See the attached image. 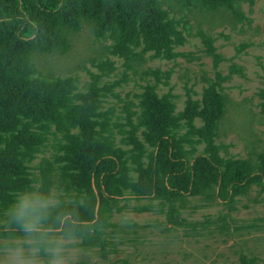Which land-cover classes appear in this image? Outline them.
<instances>
[{
    "label": "rangeland",
    "instance_id": "1",
    "mask_svg": "<svg viewBox=\"0 0 264 264\" xmlns=\"http://www.w3.org/2000/svg\"><path fill=\"white\" fill-rule=\"evenodd\" d=\"M220 2L122 0V11L96 2L98 32L82 24L28 63L14 29L0 26V99L13 83L49 100L48 110L0 105V264H50L56 241L64 264H264L262 175L229 201L171 200L155 158L166 136L189 164L204 154L222 171L243 160L264 172V0L212 9ZM214 95L224 98L219 118ZM46 162L79 185L56 182L41 200ZM25 196L47 204L43 239L2 230L22 227Z\"/></svg>",
    "mask_w": 264,
    "mask_h": 264
},
{
    "label": "trees",
    "instance_id": "2",
    "mask_svg": "<svg viewBox=\"0 0 264 264\" xmlns=\"http://www.w3.org/2000/svg\"><path fill=\"white\" fill-rule=\"evenodd\" d=\"M74 2L79 3L80 6L73 7V14L69 17L53 18L47 15ZM96 2H107L117 11L123 9L122 0H0V26H10L14 29L13 36L18 41V45L21 43L25 61L28 63L36 53L48 52L59 45H65L69 34L79 30L82 24H87L94 32H98L102 22V12L91 8ZM236 4V0H221L220 5H214L212 9L225 7L234 10ZM202 6L204 7V4ZM43 29L47 33L43 32ZM36 87L12 83L8 89L10 100L0 99V105L4 104L6 109L18 107L23 110L35 108L48 110L49 100L45 95L32 96L37 91ZM210 100L216 117H222L225 111L224 98L214 95ZM155 158L164 167L163 188L171 200L180 198L183 194H202L210 199L229 201L233 194L248 185L254 177L262 175L264 183V172L258 176L247 161H233L228 164L225 171H222L214 160L200 154L189 164L182 155L172 152V145L166 136L158 139ZM106 179L107 176L104 177V182ZM56 182L65 190L79 185L75 181L68 182L63 178H56L52 174L50 163L46 162L40 169L38 195L41 200L48 197L51 186ZM137 189L140 195H148L150 190L146 176L140 178ZM2 230L14 234L24 232L23 227L16 226Z\"/></svg>",
    "mask_w": 264,
    "mask_h": 264
},
{
    "label": "clouds",
    "instance_id": "3",
    "mask_svg": "<svg viewBox=\"0 0 264 264\" xmlns=\"http://www.w3.org/2000/svg\"><path fill=\"white\" fill-rule=\"evenodd\" d=\"M47 207L46 203L34 202L27 196L23 197L15 210V219L22 224L23 230L29 236L44 238L45 230L42 227L40 209ZM63 241H56L51 249L50 264H64Z\"/></svg>",
    "mask_w": 264,
    "mask_h": 264
}]
</instances>
